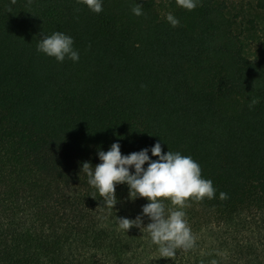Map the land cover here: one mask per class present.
Wrapping results in <instances>:
<instances>
[{"label":"trees","instance_id":"obj_1","mask_svg":"<svg viewBox=\"0 0 264 264\" xmlns=\"http://www.w3.org/2000/svg\"><path fill=\"white\" fill-rule=\"evenodd\" d=\"M238 1L189 11L102 0L97 14L77 0H0V264H264V56L235 31ZM56 31L73 38L78 61L37 52ZM115 142L154 161L160 142L212 180L213 199L163 201L166 217L185 213L192 249L159 257L146 228H119L117 217L135 219L150 201L117 184L109 208L82 171Z\"/></svg>","mask_w":264,"mask_h":264},{"label":"clouds","instance_id":"obj_2","mask_svg":"<svg viewBox=\"0 0 264 264\" xmlns=\"http://www.w3.org/2000/svg\"><path fill=\"white\" fill-rule=\"evenodd\" d=\"M28 2L31 4L32 0ZM77 2L86 5L94 13L99 14L103 11L102 0ZM15 3L16 0H11V4ZM176 3L192 11L197 7L198 0H176ZM7 10L12 11L11 5ZM132 12L136 16L144 15L139 3L132 8ZM166 19L173 27L180 23L172 13H168ZM73 44L71 36L56 31L43 36L37 43L36 50L38 53L55 57L58 62H63L65 58L78 61L79 53L74 50ZM258 103V98L252 97L248 106L252 109ZM148 151V148H144L122 155L120 144L115 142L107 152L103 150L98 152L101 163L93 168L90 162H83L82 171L87 174L88 183L95 187L109 208H114L117 203L115 195L117 184L128 185L131 200L137 197L147 198L150 203L143 206L142 214L135 219L117 217L119 228L126 232L132 227L146 228L151 242L159 246V257L173 258L177 249L185 251L192 249L195 246V238L184 220L185 213L182 210H173L166 217L163 201L170 200L172 205L182 209L190 198L196 201H202L205 197L215 198L216 189L212 180L202 178L201 166L192 157L172 151L162 153L160 142L151 147L152 156L158 157V160H152ZM146 162L147 168L143 167ZM130 167H134V172L130 171ZM92 197L96 198L95 195ZM220 199H228V194L220 192ZM145 215L151 222L143 227L142 216Z\"/></svg>","mask_w":264,"mask_h":264},{"label":"rangeland","instance_id":"obj_3","mask_svg":"<svg viewBox=\"0 0 264 264\" xmlns=\"http://www.w3.org/2000/svg\"><path fill=\"white\" fill-rule=\"evenodd\" d=\"M235 9L238 15L235 31L249 55L253 58L264 56V12L256 5V0L238 1ZM234 12V11H233Z\"/></svg>","mask_w":264,"mask_h":264}]
</instances>
